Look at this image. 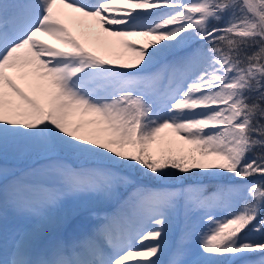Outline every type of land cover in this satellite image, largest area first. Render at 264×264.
<instances>
[{"label": "snow or ice", "instance_id": "obj_1", "mask_svg": "<svg viewBox=\"0 0 264 264\" xmlns=\"http://www.w3.org/2000/svg\"><path fill=\"white\" fill-rule=\"evenodd\" d=\"M0 264H264V0H0Z\"/></svg>", "mask_w": 264, "mask_h": 264}, {"label": "bare ground", "instance_id": "obj_2", "mask_svg": "<svg viewBox=\"0 0 264 264\" xmlns=\"http://www.w3.org/2000/svg\"><path fill=\"white\" fill-rule=\"evenodd\" d=\"M70 27H71V25H70ZM73 34L76 35L79 39H81L82 42H85L86 46H88L89 48H91L94 51H97L99 54L105 55L106 57L112 58V59L119 58V53L122 50V46L117 45L115 48L105 49L103 46H101V44H99L95 41L94 37L86 40L85 37L82 36L81 33L79 31H77L75 28H73ZM48 39H51V38H48ZM129 39H133L137 42H143L144 38H142V37H130ZM123 52H124V55H123L124 59L131 58L134 55L131 51L123 50ZM84 119H88V117H84ZM168 135L174 136L175 134L169 132Z\"/></svg>", "mask_w": 264, "mask_h": 264}, {"label": "rangeland", "instance_id": "obj_3", "mask_svg": "<svg viewBox=\"0 0 264 264\" xmlns=\"http://www.w3.org/2000/svg\"><path fill=\"white\" fill-rule=\"evenodd\" d=\"M102 211H111V206L109 205H99L98 206Z\"/></svg>", "mask_w": 264, "mask_h": 264}]
</instances>
